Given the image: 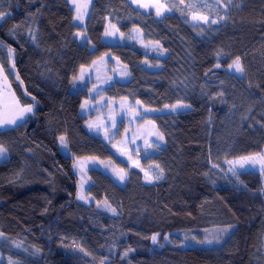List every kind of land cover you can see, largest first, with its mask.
Here are the masks:
<instances>
[{"label": "trees", "instance_id": "16d2710c", "mask_svg": "<svg viewBox=\"0 0 264 264\" xmlns=\"http://www.w3.org/2000/svg\"><path fill=\"white\" fill-rule=\"evenodd\" d=\"M190 1L171 0L156 16L127 0H92L81 45L68 0H0L10 13L0 20V64L21 106H33L0 132V264H264V176H234L228 163L264 154V0H235L218 14ZM193 13L218 22L192 24ZM107 28L122 45L102 42ZM104 56L128 79L102 95L150 112L163 136L162 148L142 151L140 169L88 132L79 115L86 93L68 90L80 68ZM237 57L239 76L228 72ZM61 136L72 158L120 163L123 186L93 170L87 189L117 216L75 201Z\"/></svg>", "mask_w": 264, "mask_h": 264}, {"label": "rangeland", "instance_id": "374dc122", "mask_svg": "<svg viewBox=\"0 0 264 264\" xmlns=\"http://www.w3.org/2000/svg\"><path fill=\"white\" fill-rule=\"evenodd\" d=\"M127 1L143 12H152L158 16L157 8L153 5L157 2L163 4L164 9H161V15H163L168 12L166 4L171 0ZM191 1H194L201 10L206 12L217 13L218 10H224V8H218L215 5V0ZM233 1L235 0H232V2ZM221 2L227 3V0H221ZM68 3L75 17L77 15L76 4L72 3L71 0H68ZM77 3L81 7L83 17L82 22L81 20L73 19V24L79 28L77 33L80 34L77 35L76 33L75 38L79 44L83 45L86 42L84 29L89 16L92 0H77ZM142 4L145 6L142 7ZM205 5H212V7H205ZM192 15L201 14L193 13ZM192 15L189 17L190 23L206 24L201 21L193 20ZM106 31L110 32L111 35H106ZM136 40L140 43L138 37ZM102 42L110 45H122L124 38L123 35L107 28L102 35ZM228 72L235 76H239L240 74L235 71L234 67L231 69L229 68ZM127 79V69L109 56H104L95 60L90 65L80 68L77 75L72 78L68 90L72 94L77 92L86 93L79 109V115L88 118L85 125L88 132L94 136L100 137L106 142L117 161L125 163L130 168L140 169V156L142 155V151L153 150L155 147L162 148L164 146V141L159 138L161 135L153 127L152 123L146 119V117H149L150 112L142 109L136 103H130L125 100H111L102 95V91L105 88L110 87L114 82L124 83ZM3 83V81H0V84ZM7 85H9L8 81ZM11 93H13L11 88H8L4 95L0 97V110L4 111V119H11L12 116L16 114L15 104L12 101ZM32 112L24 113L23 120H17L15 125H5L3 128H0V132L19 126L32 114ZM58 147L59 151L64 156L71 158V171L75 178V201L83 205L94 204L96 210L111 216H117L118 213L115 208L106 201H94L93 198L87 194V189L90 186L89 172L93 170L99 171L108 176L118 186H123L126 174L123 168L119 165L120 163L112 158L106 160L94 157L72 158L68 146L66 148L63 147L60 143V139L58 140ZM230 166L232 167V165ZM235 170L258 172L264 176V173L261 172L259 162L246 163L243 168L236 165ZM121 175H123V180L120 178ZM143 175L144 182L150 184L152 182L149 180L150 176L148 174L146 176L145 171H143ZM78 194L85 197L87 202H85V199H78ZM108 206L115 210V214H113V211L110 210Z\"/></svg>", "mask_w": 264, "mask_h": 264}, {"label": "snow or ice", "instance_id": "6c2138e0", "mask_svg": "<svg viewBox=\"0 0 264 264\" xmlns=\"http://www.w3.org/2000/svg\"><path fill=\"white\" fill-rule=\"evenodd\" d=\"M71 2L76 4L77 15L74 17V19L81 20V22H82L83 13L81 12L80 5L77 3V0H71ZM182 2H183V0H182ZM231 2H232V0H227V3H222L221 0H215V5L218 8H224L225 11H227V7H228V5L231 4ZM141 6L143 7L145 5L142 4ZM153 6L157 8V15L158 16L161 15L162 14L161 13V9H164V5L157 2ZM187 6L190 9L196 8L195 4H189ZM169 7H172V6H169ZM205 7L211 8L212 5H205ZM6 15H10V13L0 12V20H3ZM225 18H226V15H220L219 16L220 20H223ZM192 19L196 20V21H201V22H204V23H210V24H216L218 22L216 19H210L209 15H192ZM194 27H195V25H194ZM77 35H80V34L77 33ZM106 35H111V33L106 31ZM8 52H9V56L11 57V55L13 53V49L12 48H8ZM217 67H219V65H217ZM233 67L235 68V71L237 73H243V71H244V68H243V66H242V64L240 62V58L239 57H237L233 61V63L229 65L230 69L233 68ZM13 68H14V64H13ZM8 74L9 73L7 72L6 68L2 64H0V81L4 82L3 84H0V97H2L4 95V93H5V91L8 88H10V85H7ZM17 79H19V77H17ZM11 96H12V101L15 104L16 114L14 116H12L11 119H4L3 118L4 111L0 110V128H3L5 125H15L17 123V120H23L24 113H29V112H32V110H33V106L31 104L21 106L20 101L18 99H16L14 93H11ZM33 100H35V97H33ZM137 103H139V101H137ZM82 107H83V105H82ZM165 107H168V105H166ZM176 107H178V106L177 105L172 106L173 111H175ZM183 107H187V105H183ZM159 138L161 140H163V136H160ZM59 139H60V143L62 144V146L66 148L67 147V143H66L65 137L61 136ZM5 152H6V148L2 144H0V158H3V155H4ZM257 162L260 163L261 172L264 173V154H253V155L241 157L237 161H228V163L230 165H232V167L229 170L233 172L234 176H237L238 174L235 171L236 165H239L241 168H243L244 164H246V163H257ZM146 176H147V173H146ZM120 178H121V180H123V175H121ZM157 178H159V177H157ZM150 179L151 178L149 177V180ZM77 198L78 199H85V197H83L80 194H78ZM85 202H87L86 199H85ZM108 207H109L110 210L113 211V214H115V210L111 209L110 206H108ZM225 231H227V229H225ZM2 235L3 234L0 233V236H2ZM157 235H159V234H155V235H153L151 237L152 242L154 244L156 243ZM167 239H168V237L165 236V240H167ZM192 240L196 241V243H201V244H203V243H212L213 242L211 240H204V241L196 240L195 236L192 237ZM220 242H221L220 238H216L215 239V243H220ZM124 255H127V253H125ZM102 264H103V262H102Z\"/></svg>", "mask_w": 264, "mask_h": 264}]
</instances>
